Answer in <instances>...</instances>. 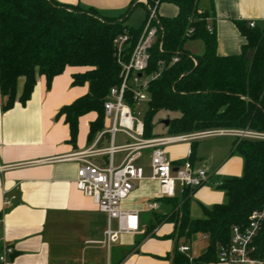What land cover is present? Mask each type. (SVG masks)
Wrapping results in <instances>:
<instances>
[{"label": "trees", "instance_id": "trees-1", "mask_svg": "<svg viewBox=\"0 0 264 264\" xmlns=\"http://www.w3.org/2000/svg\"><path fill=\"white\" fill-rule=\"evenodd\" d=\"M177 7L174 18H160L161 30L150 51L145 76L151 78L150 100L143 113L145 135L155 138L153 120L160 111L176 113L169 120L167 134L183 135L208 130L231 129L264 133V27L237 23L245 39L239 55L220 57L216 31L208 30L210 14L199 0H147ZM142 6L145 18L131 22ZM134 7V8H133ZM133 9V10H132ZM149 12L144 5H132L120 17L100 14L94 9L65 6L54 0H0V92L3 110L31 100L38 77L48 88L67 68H80L73 76L74 86L88 85V93L58 114L65 117L72 144L79 132V119L96 113L90 126V140L104 129L105 102L110 90L121 84V71L114 41L127 33L125 61L138 44ZM188 34L190 36L188 37ZM201 42L203 53L194 55L187 43ZM254 52L247 60L249 51ZM178 57L177 63H172ZM20 80L24 81L19 94ZM129 104H134L128 98ZM234 152L243 160V175L226 179L220 186L226 201L202 208V217H191L189 196L174 203L168 221L175 223L171 236L177 243L173 264H189L179 252L180 243L191 247L197 235L208 239L206 251L195 262L217 263L220 249L231 241L234 226L247 227L251 214L264 208V140L237 139ZM254 258L264 261V223L254 242ZM1 264V263H0Z\"/></svg>", "mask_w": 264, "mask_h": 264}, {"label": "crops", "instance_id": "crops-1", "mask_svg": "<svg viewBox=\"0 0 264 264\" xmlns=\"http://www.w3.org/2000/svg\"><path fill=\"white\" fill-rule=\"evenodd\" d=\"M54 1L65 6L94 9L114 18L125 14L132 5H144L143 0ZM199 7L210 14L220 57L241 54L245 39L237 23L249 26L250 22H255L264 27V0H199ZM138 10L144 19L143 7L139 6L136 12ZM177 14L174 5L159 6L160 18H174ZM192 43L187 49L194 55L202 54L203 44ZM83 72V69L67 68L53 80L50 88L44 77H38L27 105L17 104L10 111L3 110L4 99L0 92V255L6 247L14 249L7 264H173L177 243L171 236L176 225L168 218L174 212V203L182 201L184 194L177 189L175 197L161 196L159 183L151 179L152 150L142 151L136 161L144 169L147 179L135 182L133 192L120 206L123 211L138 213V233H124L118 242L108 244L105 233L109 228L116 231L118 221H109L94 201L77 188L78 171L83 163L68 157L111 146L109 134L98 141L100 134L108 131L112 124L106 119L104 129L92 140L89 138L96 113L79 119L75 144L70 142L65 117L58 118L64 107L88 93V85H73V76ZM23 86L24 81L19 83V94ZM169 136L156 135L151 139ZM237 139L215 136L163 147L175 167L190 161L195 170H205L209 174L207 184L190 193L193 219L202 217L203 207L225 203L226 195L220 186L226 179L243 175V160L234 152ZM127 143L131 142L124 135L116 136L115 145ZM124 157L125 153L116 154L115 164L119 165ZM109 159L108 154L90 158L102 167L107 166ZM148 203L156 205V209H149ZM197 236L206 243L198 256L193 255L192 243L189 256L193 261L208 246L205 236ZM182 246L183 242L180 243Z\"/></svg>", "mask_w": 264, "mask_h": 264}, {"label": "built area", "instance_id": "built-area-1", "mask_svg": "<svg viewBox=\"0 0 264 264\" xmlns=\"http://www.w3.org/2000/svg\"><path fill=\"white\" fill-rule=\"evenodd\" d=\"M149 12L147 23L142 36L136 45L129 61H125L126 44L129 41L127 33L120 35L114 41L116 57L121 71V84L110 90L105 102V119L111 121L108 131L100 134L98 141L110 135L111 146L106 150L90 149L86 152L68 157L72 161L83 163L78 171L77 188L86 197L91 198L101 213L108 216L109 221L117 220L116 231L109 228L106 242L116 243L124 233L135 234L139 231V219L137 212L123 211L120 206L134 190V183L147 179L145 171L136 164L144 150H152L150 169L151 179L157 181L160 186L162 197H175L177 189L184 194L186 191L193 192L207 184L209 174L205 170H195L190 161H185L181 166L175 167L163 147L182 143L203 140L215 136H233L238 139L264 140V133L254 131H242L231 129L208 130L204 132L190 133L187 135L169 136L157 139H145V126L143 122L142 108L149 102L147 92L150 81L156 80L159 74L151 78L145 76L150 61V51L156 43L159 32L162 29L158 16L157 7L152 8L147 0H143ZM158 6V4H156ZM210 33L214 28L210 25ZM257 24L250 22L249 27L255 28ZM190 34H188V37ZM178 57L173 58L172 63H177ZM128 98L134 104H129ZM122 134L131 143L122 146L115 145L116 136ZM125 153L123 161L116 165L114 156ZM108 154L110 156L106 167L99 166L90 160L95 155ZM176 169V171H174ZM9 205L10 202L8 201ZM149 209H156V205L147 204ZM264 223V208L256 210L251 214L250 223L247 227L234 226L229 245L220 249L218 259L226 264H264L254 258V242ZM179 252L189 257L191 247L184 245ZM14 255L12 247H6L0 255V263L7 264L10 257Z\"/></svg>", "mask_w": 264, "mask_h": 264}, {"label": "rangeland", "instance_id": "rangeland-1", "mask_svg": "<svg viewBox=\"0 0 264 264\" xmlns=\"http://www.w3.org/2000/svg\"><path fill=\"white\" fill-rule=\"evenodd\" d=\"M158 6H152V8L157 7V10L159 9V3H157ZM146 6V5H144ZM142 10V9H141ZM141 10H138L132 17L131 22L135 25H139L141 23V21L143 20L142 16H141ZM144 11V10H143ZM148 20V18H147ZM192 44L191 41H189L187 43V47H190ZM196 45V44H195ZM201 45V44H200ZM80 70V68H79ZM23 80H20V83ZM141 111H143L142 113H144L145 111V106L142 108H139ZM178 116L176 113H170V112H166V111H160L159 113H157V115L154 117L153 120V134L154 135H168L167 134V129L164 127L163 122L168 120V119H172L173 117ZM108 122H111L110 120H107ZM205 241L203 240V238L201 236H197L195 237L194 241H193V255L198 256L199 254L202 253V251L204 250V246H205ZM189 264H193L192 261H189Z\"/></svg>", "mask_w": 264, "mask_h": 264}, {"label": "water", "instance_id": "water-1", "mask_svg": "<svg viewBox=\"0 0 264 264\" xmlns=\"http://www.w3.org/2000/svg\"><path fill=\"white\" fill-rule=\"evenodd\" d=\"M253 55H254V52L252 50H250L249 53H248V55H247V58L246 59L249 60V61L252 60ZM164 124L166 126H168L169 125V121H165ZM174 171H176V169H174Z\"/></svg>", "mask_w": 264, "mask_h": 264}]
</instances>
